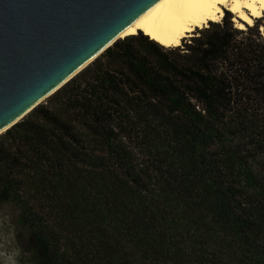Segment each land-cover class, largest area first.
I'll return each mask as SVG.
<instances>
[{
	"label": "trees",
	"instance_id": "1",
	"mask_svg": "<svg viewBox=\"0 0 264 264\" xmlns=\"http://www.w3.org/2000/svg\"><path fill=\"white\" fill-rule=\"evenodd\" d=\"M34 264H264V36L119 40L0 135Z\"/></svg>",
	"mask_w": 264,
	"mask_h": 264
},
{
	"label": "water",
	"instance_id": "2",
	"mask_svg": "<svg viewBox=\"0 0 264 264\" xmlns=\"http://www.w3.org/2000/svg\"><path fill=\"white\" fill-rule=\"evenodd\" d=\"M155 1L0 0V130L19 123L93 63Z\"/></svg>",
	"mask_w": 264,
	"mask_h": 264
},
{
	"label": "bare ground",
	"instance_id": "3",
	"mask_svg": "<svg viewBox=\"0 0 264 264\" xmlns=\"http://www.w3.org/2000/svg\"><path fill=\"white\" fill-rule=\"evenodd\" d=\"M226 12L233 16V22L238 30H245L246 27H252L257 19L264 17V0H156L104 49L116 40L137 36L140 33L164 48H177L182 40L194 36L196 30L206 29L212 23H220ZM104 49L91 57L61 84L91 63ZM61 84L34 103L27 112L45 101ZM14 122L1 129L0 135Z\"/></svg>",
	"mask_w": 264,
	"mask_h": 264
},
{
	"label": "rangeland",
	"instance_id": "4",
	"mask_svg": "<svg viewBox=\"0 0 264 264\" xmlns=\"http://www.w3.org/2000/svg\"><path fill=\"white\" fill-rule=\"evenodd\" d=\"M225 14L226 16L218 24L221 25L227 20L232 24V28L237 29L233 22V16L228 12ZM210 26L211 24L206 29H209ZM255 26L259 28V32L264 36V17L257 19L252 27ZM203 30H196L193 34L194 36L182 40L181 45L177 48H182L185 43L189 44ZM246 30L247 27L243 31ZM34 248L33 242L18 224L12 209L7 206L0 208V264H34L31 260V249Z\"/></svg>",
	"mask_w": 264,
	"mask_h": 264
}]
</instances>
